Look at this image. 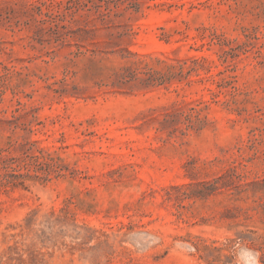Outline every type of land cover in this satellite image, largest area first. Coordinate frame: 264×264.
Returning a JSON list of instances; mask_svg holds the SVG:
<instances>
[{"label":"rangeland","instance_id":"rangeland-1","mask_svg":"<svg viewBox=\"0 0 264 264\" xmlns=\"http://www.w3.org/2000/svg\"><path fill=\"white\" fill-rule=\"evenodd\" d=\"M0 264H264V0H0Z\"/></svg>","mask_w":264,"mask_h":264}]
</instances>
